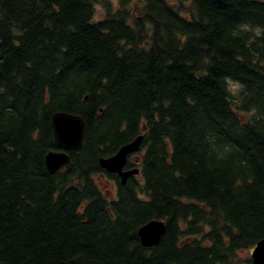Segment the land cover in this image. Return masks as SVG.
I'll return each mask as SVG.
<instances>
[{
  "label": "trees",
  "instance_id": "obj_1",
  "mask_svg": "<svg viewBox=\"0 0 264 264\" xmlns=\"http://www.w3.org/2000/svg\"><path fill=\"white\" fill-rule=\"evenodd\" d=\"M56 111L85 134L49 173ZM140 134L123 184L99 159ZM263 237L264 0H0V264H251Z\"/></svg>",
  "mask_w": 264,
  "mask_h": 264
},
{
  "label": "water",
  "instance_id": "obj_2",
  "mask_svg": "<svg viewBox=\"0 0 264 264\" xmlns=\"http://www.w3.org/2000/svg\"><path fill=\"white\" fill-rule=\"evenodd\" d=\"M51 126L54 143L57 149L50 150L44 158L45 168L49 173L64 169L70 156L67 151H78L83 143L85 134L84 119L65 111H56L51 116ZM142 135H137L132 141L121 145L115 153L99 159L100 166L109 173H116L121 183L139 172L137 167L126 169L125 164L129 155L140 148ZM165 231V222L161 219H151L141 225L137 234L143 246L156 245ZM251 264H264V237L250 251Z\"/></svg>",
  "mask_w": 264,
  "mask_h": 264
},
{
  "label": "rangeland",
  "instance_id": "obj_3",
  "mask_svg": "<svg viewBox=\"0 0 264 264\" xmlns=\"http://www.w3.org/2000/svg\"><path fill=\"white\" fill-rule=\"evenodd\" d=\"M172 2L174 3H177L178 1H184V2H187L188 0H171ZM103 16V11H102V8L99 7L98 5L96 6V13H95V20L97 19H100L101 17ZM231 87L233 89H237L238 85H236L235 83H231ZM132 158H135L134 155L131 156ZM103 181H101V185L104 187V188H110L112 192H115V187H114V183L109 181V180H105V179H102ZM110 193V192H109ZM108 195H112L111 193L108 194ZM250 249H246L245 251H242V254H244V257H247L249 256L250 257Z\"/></svg>",
  "mask_w": 264,
  "mask_h": 264
}]
</instances>
